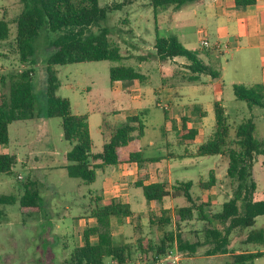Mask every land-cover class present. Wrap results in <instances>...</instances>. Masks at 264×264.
Instances as JSON below:
<instances>
[{"label":"trees","instance_id":"16d2710c","mask_svg":"<svg viewBox=\"0 0 264 264\" xmlns=\"http://www.w3.org/2000/svg\"><path fill=\"white\" fill-rule=\"evenodd\" d=\"M22 11L13 19L16 24L15 46L23 63L30 62L34 57V41L39 33L47 29L58 33L64 29H78L60 35L54 42L55 51L47 60V116L61 118L63 138L71 145L65 154L68 162L65 169L69 177L80 179L84 184L96 181L97 170L105 166H119L137 163L144 164L158 162L162 156L145 157L141 138L147 128L142 114L127 118L119 126L104 124V144L100 152H94L93 139L90 134L87 116L73 113L71 102L57 94L61 82L52 66H64L75 63L116 61L122 62L126 58L121 48L110 41L109 32L103 28L97 33L89 32L90 28L105 21L111 9L101 6L100 0H21ZM203 0H150V7L155 15L160 10L172 8L176 11L185 6ZM237 7L253 5L256 0H235ZM10 21L0 18V43L9 42ZM155 57L160 61H167L176 57H184L191 63L190 71L195 74H207L214 78L219 76L210 66L205 65L199 58L197 51L188 50L178 39L156 36ZM2 54L0 53V56ZM32 68L11 74L6 81L0 78V147H6L10 142L9 126L13 122L28 121L35 118L37 97L33 91ZM110 83L115 81H146L136 68L128 65L110 68ZM7 88L6 93L4 89ZM233 92L237 101L245 102L249 109L264 107V86L257 84L251 87L236 84ZM215 126L210 138L201 144L195 152L186 149L184 157H205L222 155L228 158L227 175L235 183L232 197L223 204L218 214L212 216L210 223L216 225L208 230L203 244H193L177 236V248L188 255L195 253L198 247L210 245L211 255H225L229 253L231 236L235 230H249L244 243L264 247V228L256 229L257 218L264 216V200L256 201L257 183L254 179L253 168L258 157L264 156V140L255 137L256 124L253 117L240 123H231L226 108L220 101L214 103ZM197 135L194 129L184 126L176 132L177 141L191 145ZM15 157L0 153V173H11ZM214 171H210L208 180L199 182L197 187L201 191L210 190L216 185ZM140 187L147 202L162 203L165 198H184L188 205L177 209L179 220L192 218L197 211L204 215V202L201 195H194L193 181H176L172 185L166 182L144 184L136 183ZM200 201V203L198 202ZM11 195H0V204H12ZM42 207L41 197L34 189L33 183L24 185V194L20 200V211L23 215L38 214ZM167 210H162L159 219L150 216V224L164 229L171 223ZM130 215L127 206L116 200L105 205H96L91 212L95 225L87 227L82 233L81 245L74 249L66 264H106V259H112L118 264H126L131 254V244L115 243L112 234V218ZM206 217V216H205ZM164 234L158 244L151 245L146 240L140 243V255L161 256L173 247L172 238ZM96 237V242L92 241ZM264 256L262 251H248L233 254L228 264H255Z\"/></svg>","mask_w":264,"mask_h":264},{"label":"rangeland","instance_id":"374dc122","mask_svg":"<svg viewBox=\"0 0 264 264\" xmlns=\"http://www.w3.org/2000/svg\"><path fill=\"white\" fill-rule=\"evenodd\" d=\"M100 4L113 9L110 10L105 21L91 27L89 32L97 33L103 28L107 29L110 41L120 46L126 59L122 62L108 60L52 66L61 82L57 94L67 98L73 109H75L77 102L86 100L89 92L85 87L91 89L90 96L94 100V105H100L101 109L111 107L105 100L112 97L109 71L113 66L131 65L137 68L142 63L138 57H144L150 62V65L143 71L151 76L156 75L155 66L157 67V65H154L156 51L153 42L150 41L152 38L155 40L153 14L152 11L148 10L150 0H100ZM22 9L21 0H0V18L5 16L10 21L9 42L0 43V53L2 54L0 66L3 64L4 67L1 76H4L7 81L11 74L32 68L34 70L32 76L33 91L37 97L35 118L11 123L9 126L10 142L6 147H0L1 153L15 157L11 173H0V195H11L15 201L12 204H0V264H66L71 253L81 244L83 231L96 224L95 219L91 217V212L84 210L87 208L86 204L90 202V194H95L101 189L103 173L98 171L96 181L89 185H84L80 179L69 177L64 168L68 164L64 159V154L71 149V145L63 138L62 120L58 117L49 118L47 116V60L55 51L53 42L60 35L76 32L78 29H64L58 33H52L47 29L42 30L34 41V57L30 62L23 63L15 46L17 26L13 23V19ZM186 10L183 9L181 15ZM141 14L144 17L142 20L138 17ZM135 24L141 27V31H139L142 32L141 35H138V31L134 27ZM193 27L194 23L189 22L187 28L189 34L192 33ZM161 28L163 30L160 35L164 36L166 34L165 26L162 25ZM146 29H150L151 32H147ZM178 58L183 61L187 60L184 57ZM220 58L221 65H225L228 55H223ZM237 61H235L236 64ZM168 66L174 68L176 72L174 76L167 77L169 82L182 83L181 73L185 71L184 66L176 62H171ZM233 76L234 69L229 66L224 78L225 86L222 98L230 122L240 123L244 118H249V110L245 102L237 101L235 98L233 88L229 84ZM238 79L241 78L238 77ZM4 91L7 93L8 89L5 88ZM213 99L214 95L207 93L200 96L198 100L184 97L174 100V103H183L188 107L200 103L206 108L210 103L212 106ZM121 104L120 101L116 100L113 105L119 108ZM255 108V137L261 141L264 140V115L260 107ZM106 115L105 119L110 121L111 112L108 111ZM100 116H93L91 119L92 138L97 150L101 149L102 142L97 125L101 119ZM143 117L148 126L146 137L142 141L143 144L156 141L160 132L159 127L164 122L166 114L154 105L146 111ZM162 145L163 143L158 141L156 147H162ZM263 159V157L258 158L254 164V176L259 188H261L260 190H262L257 198H262L264 192V168L259 162ZM196 162L198 163L195 166L179 171L178 179L195 181L204 177L208 180L211 169H216L220 175H227L228 163L221 156L199 157ZM118 173L119 170H111L106 174L110 176L112 189L123 194L132 192L133 184L123 187L120 185L121 181L116 180L114 175ZM27 182L33 183L34 189L41 197V212L32 216L23 215L20 211V200L24 194V185ZM233 185L232 190L226 185L227 191L222 186L211 189L212 192L207 191L205 195L201 196V200L205 204L204 215L206 217L194 211L192 218L186 221L179 220L177 216V209L188 205L184 198L178 200L170 198L163 204L157 203L151 209L152 214L150 215L146 205L138 201L140 196L135 194L137 203L135 210H130L129 205L123 204L129 209L130 215L113 218L112 233L115 241L120 240L119 227L125 225V239L131 244L130 258L126 264H136L141 253L140 243L143 240L151 245L158 244L164 234H170L169 236L172 238L170 246L173 248L177 246L178 235L193 244H203L206 232L216 227L208 219L218 214L223 204L231 198L235 183ZM193 193L199 195V189L194 187ZM127 199L128 196L124 195L121 198H116V201L122 204V201ZM198 202L200 203V201ZM89 206L91 207V204ZM94 207L92 205V208ZM162 210H167L171 219V223L164 229L151 225L149 222V216L159 219L162 216ZM74 217L77 218L74 219ZM81 219L84 220L81 222ZM58 221L64 222L61 227L62 236L55 234V223ZM76 224L77 231L74 229ZM78 224L82 225L79 226ZM139 228L141 229L140 235L135 231ZM259 228H264V216L257 218L256 229ZM248 232V229L233 232L228 254L211 255L208 251L210 245L205 244L198 247L195 253L189 255L187 264H228L233 254L263 250L264 247L244 243ZM95 239L96 237H93V240ZM105 262L106 264H118L112 259H106ZM256 264H264V257L258 259Z\"/></svg>","mask_w":264,"mask_h":264},{"label":"crops","instance_id":"0c3cea01","mask_svg":"<svg viewBox=\"0 0 264 264\" xmlns=\"http://www.w3.org/2000/svg\"><path fill=\"white\" fill-rule=\"evenodd\" d=\"M183 9L187 10L182 12L183 14L181 15V11ZM148 10L152 11L153 14V31L155 33L154 39H156L157 35L160 37H169L171 35L178 37L180 42L188 50L197 51L198 58L205 65L210 66L215 72H218L219 76L214 78L207 74H195L188 68V65H190L191 62L189 60H180L178 57L167 61H160L158 58H156L154 61V65H157V67L155 66V70H157L156 75L151 76L143 71L148 65H150V62L144 57H138L142 63L137 68H134L145 75L146 81L144 83H140L138 81H115L113 84L110 83L112 97L108 100H105L108 102V105L111 106L109 109H101L100 105H94V100H92L90 96L91 89L89 87H85V89L89 92L86 100L84 99L81 102H77L75 109L72 107V110L74 114L87 116L91 137L93 136L91 119L93 116L101 115V119L97 122V125L99 133L102 137V142L100 150H97L94 147V152L96 153L102 150L105 141L104 130L102 128L104 124L119 126L129 117L138 114H142L143 117L146 111L154 105L163 110V112L166 114V117L164 122L159 127V138L157 137L156 141L143 144L142 141L146 137V130L148 129L147 125L144 135L141 138V146L145 157L155 158L162 156L163 159L158 162L144 164L141 167L137 163H129L119 166H105L97 170V174L98 171L103 173L102 186L98 192L95 194H90V202L86 204L87 208L84 211L92 212L96 205H105L112 200H116V198H121L124 195L128 196V199L126 201H122V204H127L130 206V210H135L137 203L134 195L136 194L140 196L138 201L146 205L147 210L151 215V209L158 202H147L144 196H142V189L140 187H136V183L138 181H142L144 184L166 182L172 185L176 181H182L181 179H178L177 174L179 171L187 170L198 163L196 162V159L199 157L183 158L182 156L187 154L186 149L190 152H195V150L201 144L205 143L212 135L213 128L215 126L214 103L220 101L226 108L223 103L222 94L225 86L224 78L229 66L234 69V76L231 77L229 81V84L232 86V88L236 84L247 87L257 84L264 86V0H256L255 4L248 5L246 7H237L235 0H203L185 6L178 11L172 8L160 10L157 12V15H155L151 7ZM142 15L143 14L140 16L138 15L141 20L144 18ZM189 22L194 23L191 34H189L187 31ZM162 25L165 26L166 34L164 36L160 35V32L163 30L161 28ZM134 27L136 28V31H138V35H141L142 32H139L141 31V27L138 24H135ZM146 31L151 32L150 29H146ZM205 39H207L211 45L219 43L222 46H226L227 49L224 51H218L214 48L204 49L202 48V41ZM150 41L155 44V40H153V38L150 39ZM223 55H228L225 65H221L220 57ZM236 60H238L237 64L235 63ZM171 62H176L184 66L185 71L181 73L183 80L182 83H172L169 82V79H167V77H172L176 73L174 68H170L168 66ZM232 63L235 64L232 65ZM3 71L4 67L3 64H1L0 78ZM238 77L241 79H238ZM153 82L154 84L152 85ZM207 93L213 94L214 99L212 101V106L210 103L206 108L200 103L199 105L192 104L190 107L184 105L183 103H174V100L182 99L184 97L198 100L200 96H203ZM116 100L122 103L119 108H116L113 105ZM164 106H168V110H165ZM247 109L249 110V118L253 117L255 121L256 115L254 114V111L256 108L253 107L252 109ZM260 109H262V114L264 115V107H260ZM108 111H110L112 114L110 121L105 119ZM245 119L247 118H244L243 120ZM184 126H186L188 129H194L197 131V135L193 141V144L191 145L183 144L177 141L176 132L180 131ZM158 141L163 143L162 147H156ZM67 152L68 151H66L65 154ZM218 156L223 157L228 163V158L226 156ZM260 157L264 158V156ZM258 158L256 161H258ZM259 162L264 168V159L262 161L260 160ZM111 170H119V173L115 174L114 177L116 180L121 181V186L124 187L133 184L134 188L131 189L132 192L130 191L126 194H123L120 191H115L112 189L113 186L111 185L110 176L106 175ZM210 171H214L217 180L216 185L211 189L222 186L227 191L226 185H228L229 189L232 190L234 182L228 177V175H220L216 172V169H211ZM254 179L257 183L255 200L262 201L264 200V192L262 198H257L258 194L262 190H260L261 188H259V184L255 176ZM191 181L195 182V187H197L199 182H205L207 180L206 178L202 177L199 180ZM211 189L207 191L209 192ZM207 191H201L199 189V195L203 196L205 193H207ZM82 197L84 199V196ZM167 199L170 198H165L162 204L165 203ZM178 199L180 198L173 200ZM89 204H91V207ZM92 205L95 207L92 208ZM77 217H74V219ZM82 220L84 219H81L80 221L82 222ZM63 223L64 222L61 221L55 223V234H60L62 236L63 232H61V227ZM78 225L80 226L82 224ZM124 226L125 225L119 227L118 233L120 240L118 242L115 241L113 235L115 243H128V240L125 239L126 227ZM77 228L78 227L76 224L74 229L77 231ZM140 230L141 229L139 228V230L136 229L135 231L140 235ZM96 240L97 238L93 240L92 237L93 242H96ZM260 251L264 252V249Z\"/></svg>","mask_w":264,"mask_h":264},{"label":"built area","instance_id":"2783aa9c","mask_svg":"<svg viewBox=\"0 0 264 264\" xmlns=\"http://www.w3.org/2000/svg\"><path fill=\"white\" fill-rule=\"evenodd\" d=\"M202 48H214L218 51H224L227 49L226 46H222L219 43L211 45L207 39L202 41ZM164 109L168 110V106H164ZM19 178L21 177L19 176ZM188 257V254L181 252L177 246H175L161 256L146 257L144 255H140L138 256L136 264H187Z\"/></svg>","mask_w":264,"mask_h":264}]
</instances>
